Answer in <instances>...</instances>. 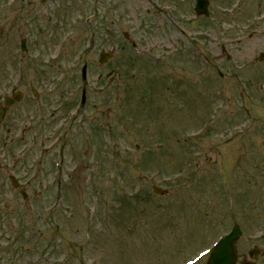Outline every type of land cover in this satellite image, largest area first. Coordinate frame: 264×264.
Here are the masks:
<instances>
[{"label": "rangeland", "instance_id": "1", "mask_svg": "<svg viewBox=\"0 0 264 264\" xmlns=\"http://www.w3.org/2000/svg\"><path fill=\"white\" fill-rule=\"evenodd\" d=\"M193 4L0 0V264H182L234 223L264 264L263 0Z\"/></svg>", "mask_w": 264, "mask_h": 264}, {"label": "water", "instance_id": "2", "mask_svg": "<svg viewBox=\"0 0 264 264\" xmlns=\"http://www.w3.org/2000/svg\"><path fill=\"white\" fill-rule=\"evenodd\" d=\"M197 13L206 14V1L205 0H197V5L195 7ZM106 58L105 55L101 56L100 61H104ZM261 58H264V54H262ZM84 78V70L82 73ZM84 99V98H83ZM238 228L234 227L231 233L225 236L219 244L215 246L213 249L210 259L207 264H234L235 261V252H234V242L237 237Z\"/></svg>", "mask_w": 264, "mask_h": 264}, {"label": "flooded vegetation", "instance_id": "3", "mask_svg": "<svg viewBox=\"0 0 264 264\" xmlns=\"http://www.w3.org/2000/svg\"><path fill=\"white\" fill-rule=\"evenodd\" d=\"M12 106H16V104H13ZM18 112H19V111H17V112L15 113V114L17 115V118L19 117ZM9 114H12V110H11V108L8 109V110L6 111V113H5V117H4L5 120L8 119ZM5 120H4V121H5ZM9 147H11V144L9 145ZM16 150H17V147H16V144H15V149H14V150H13V149H10L8 153H10V156H11V155L14 153V151H16ZM14 159H17L16 156L14 157Z\"/></svg>", "mask_w": 264, "mask_h": 264}]
</instances>
